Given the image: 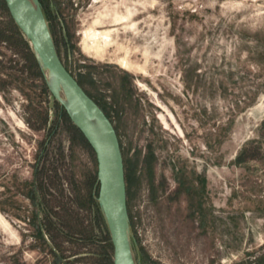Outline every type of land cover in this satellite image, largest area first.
<instances>
[{"label":"rangeland","instance_id":"obj_1","mask_svg":"<svg viewBox=\"0 0 264 264\" xmlns=\"http://www.w3.org/2000/svg\"><path fill=\"white\" fill-rule=\"evenodd\" d=\"M37 1L115 131L135 264H264V0ZM4 23L0 264H111L94 156Z\"/></svg>","mask_w":264,"mask_h":264},{"label":"water","instance_id":"obj_2","mask_svg":"<svg viewBox=\"0 0 264 264\" xmlns=\"http://www.w3.org/2000/svg\"><path fill=\"white\" fill-rule=\"evenodd\" d=\"M2 2L27 42L46 89L94 156L95 201L108 235L111 264H135L129 241L123 163L113 126L62 65L38 1ZM44 69L51 76V84L45 79Z\"/></svg>","mask_w":264,"mask_h":264},{"label":"trees","instance_id":"obj_3","mask_svg":"<svg viewBox=\"0 0 264 264\" xmlns=\"http://www.w3.org/2000/svg\"><path fill=\"white\" fill-rule=\"evenodd\" d=\"M0 11L4 14V17H5V28H6V30L8 31V33L11 35V36H13L14 37V42L16 43V44H18V45H20V47H22V49H24V50H26V54H27V59H30L31 61H32V65L34 66V68H36L37 69V66L35 65V61H34V58H33V56H32V54H31V52H30V48H29V46H28V44H27V42L24 40V38L22 37V35L19 33V31L16 29V27L13 25V23H12V21L10 20V18H9V16H8V14H7V12H6V9H5V7H4V4H3V2H2V0H0ZM0 38H1V36H0ZM43 89L45 90V87H44V85H43ZM55 104H56V102H54ZM96 104V103H95ZM57 105V104H56ZM98 107H99V109L103 112V110H102V108L98 105V104H96ZM59 108V107H58ZM60 109V117H61V119H62V121H63V123H66V122H68V120H67V117H66V115H65V113H64V111L61 109V108H59ZM104 113V112H103ZM62 115V116H61ZM105 115V114H104ZM73 129L75 130V132L82 138V136L80 135V133L73 127ZM82 140H83V138H82ZM84 141V140H83ZM84 143H85V141H84ZM86 144V143H85ZM87 145V144H86ZM88 146V145H87ZM41 174H42V172H41ZM124 181H125V194H126V205H127V189H126V176H125V172H124ZM95 188L97 189V184H96V181H95ZM90 202H91V200H90ZM92 203H94V206H95V208H96V217L97 218H99V220H100V222H101V217H100V215H99V212H98V208H97V205H96V203H95V201H93L92 200ZM42 227H44V233H45V235L47 236V238H49L50 239V235H49V226H47V228L44 226V225H41ZM105 236H106V248H107V250H108V252L111 250V247H110V244H109V240H108V237H107V233L105 234ZM53 257H54V261H53V264H57L58 263V258L57 257H55L54 255H53Z\"/></svg>","mask_w":264,"mask_h":264},{"label":"bare ground","instance_id":"obj_4","mask_svg":"<svg viewBox=\"0 0 264 264\" xmlns=\"http://www.w3.org/2000/svg\"><path fill=\"white\" fill-rule=\"evenodd\" d=\"M20 1H21V3L26 4V0H20ZM43 72H44V75H45V79L51 84L52 83V79H51L50 74L45 69H44Z\"/></svg>","mask_w":264,"mask_h":264}]
</instances>
